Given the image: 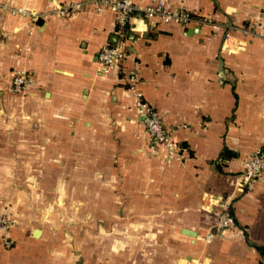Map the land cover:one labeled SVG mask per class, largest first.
Wrapping results in <instances>:
<instances>
[{
  "label": "crops",
  "instance_id": "crops-1",
  "mask_svg": "<svg viewBox=\"0 0 264 264\" xmlns=\"http://www.w3.org/2000/svg\"><path fill=\"white\" fill-rule=\"evenodd\" d=\"M168 1L220 26L130 16L128 58L103 75L115 12L0 0V213L14 217L0 264H264V171L239 185L264 141V45L235 29L223 40L229 26L264 25V0ZM133 65L174 152L146 136L125 82ZM225 196L235 227L223 236L211 226Z\"/></svg>",
  "mask_w": 264,
  "mask_h": 264
},
{
  "label": "built area",
  "instance_id": "built-area-1",
  "mask_svg": "<svg viewBox=\"0 0 264 264\" xmlns=\"http://www.w3.org/2000/svg\"><path fill=\"white\" fill-rule=\"evenodd\" d=\"M147 1V4H143ZM95 6L96 10L108 8L115 12V33L120 41L114 44H103L99 47L96 60L97 71L100 74L107 75L113 70L123 67L128 58V53L123 47L124 29L130 16L142 17L145 19H157L162 22H175L183 27L187 25L204 26L211 28L218 27L210 16L205 14L193 13L183 5H172L168 0H89ZM74 8V5L59 6L55 12L59 15H65ZM15 13H25L22 9H14ZM35 16L34 13H27ZM220 26V25H219ZM239 31L244 37H254L264 45V25L249 23L247 25L232 27L229 26L223 32V40L230 38V30ZM125 82L127 88L131 91L133 97L134 110L139 117L140 123L144 128L147 138L154 145H160L168 152H174L175 146L163 125L159 112L149 103H147L138 88L139 76L137 68L133 65L124 69ZM26 75L22 70H16L11 74L10 87L13 93H20L24 90ZM264 171V141L261 145L251 151L244 159L240 175L239 185H248L255 178L259 177ZM12 222L4 216H0V232L3 234L2 246L5 249L11 247V240L7 236ZM235 227L234 219L229 210V197L220 198L217 204L216 216L211 226L214 234L229 235ZM211 233L204 237L205 242H209Z\"/></svg>",
  "mask_w": 264,
  "mask_h": 264
},
{
  "label": "rangeland",
  "instance_id": "rangeland-1",
  "mask_svg": "<svg viewBox=\"0 0 264 264\" xmlns=\"http://www.w3.org/2000/svg\"><path fill=\"white\" fill-rule=\"evenodd\" d=\"M0 216H4V217H7L11 222H12V224H11V227H10V229L12 228V225H13V223H14V217L12 216V215H9V214H5V213H0ZM10 229L7 231V236H8V238L11 240V242H12V239L10 238V236H9V232H10ZM0 236H1V240H2V238H3V234H2V232H0ZM12 245V244H11Z\"/></svg>",
  "mask_w": 264,
  "mask_h": 264
},
{
  "label": "trees",
  "instance_id": "trees-1",
  "mask_svg": "<svg viewBox=\"0 0 264 264\" xmlns=\"http://www.w3.org/2000/svg\"><path fill=\"white\" fill-rule=\"evenodd\" d=\"M220 156H222V157H229V154L227 153V151H226L225 148L222 150V153L220 154Z\"/></svg>",
  "mask_w": 264,
  "mask_h": 264
}]
</instances>
